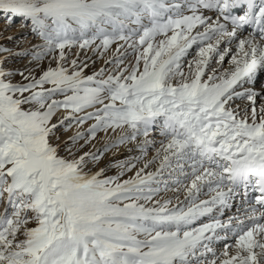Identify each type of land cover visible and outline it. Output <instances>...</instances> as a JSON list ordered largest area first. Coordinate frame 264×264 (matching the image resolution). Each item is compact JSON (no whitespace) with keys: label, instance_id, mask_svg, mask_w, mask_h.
<instances>
[{"label":"snow or ice","instance_id":"6c2138e0","mask_svg":"<svg viewBox=\"0 0 264 264\" xmlns=\"http://www.w3.org/2000/svg\"><path fill=\"white\" fill-rule=\"evenodd\" d=\"M0 19L35 41L0 47L27 58L0 56V264H264V0H0Z\"/></svg>","mask_w":264,"mask_h":264},{"label":"rangeland","instance_id":"374dc122","mask_svg":"<svg viewBox=\"0 0 264 264\" xmlns=\"http://www.w3.org/2000/svg\"><path fill=\"white\" fill-rule=\"evenodd\" d=\"M8 37H11L12 39H8ZM33 42H35L33 37L28 32H26L24 29H22L19 26V21H17L16 24H14L12 26H7L4 23V21L2 19H0V47H6V48L11 49L13 52H17V51L23 50L24 48L29 47L31 45V43H33ZM85 55L91 57V52L89 51L87 53H81L82 58ZM0 56H8V54L7 53H0ZM92 59H96V58L92 57ZM100 62L101 61L97 60V64H96L97 67L101 66L102 63H100ZM26 63H27V58L8 56V66L9 67H12V68L23 67ZM256 85H257V83H256ZM256 87H258V86H256ZM90 123H91V121L88 122V124H90ZM88 124H86L84 126V129H86L88 127ZM77 130L78 129H76L75 126L72 129H69L67 132H64L62 130V132H61L62 138L67 139L68 136H71ZM104 138L105 137H104L103 133H98L97 140L92 142V144L89 145V148H91L92 151H95L96 149L101 148ZM156 138L159 139L158 136ZM81 143H83V142L81 141ZM128 147H131V145H129ZM124 149H122V151H120V153L118 151L106 153L105 156L102 157L99 166H104L105 164H109L110 160H123L125 158L130 157V156H134V155L138 154L135 151H132V152L127 151L125 147H124ZM152 154H153L152 152L149 153L150 156ZM95 167H96L95 165L92 166L93 169H95ZM105 174L106 175H115L116 170L111 168V166L109 165V170L106 171ZM250 194L253 195V192H251ZM234 197H238V196L235 195ZM225 212H227V211H225ZM225 215H229V214H225ZM215 247L219 251L222 248V243L218 242L215 245Z\"/></svg>","mask_w":264,"mask_h":264},{"label":"bare ground","instance_id":"6f19581e","mask_svg":"<svg viewBox=\"0 0 264 264\" xmlns=\"http://www.w3.org/2000/svg\"><path fill=\"white\" fill-rule=\"evenodd\" d=\"M188 58L190 59L191 57L189 56ZM100 63H102V62H100ZM256 83H257L256 86H258V87H256L257 89H259L262 85H264V72H262V73H258V76H257V82H256ZM122 149H124V146H122L121 149H120L118 152L120 153V151H122ZM124 150H125V149H124ZM248 191H249V195H251L250 193L252 192V190L249 189ZM243 192H244V189L241 188V189L236 193V195H237L238 197H234V198L232 199V201H231V204L233 205V207H232L230 210H229V209H226L225 211H227V212H225V214H232V213L235 212V205L239 204V201H240V199L242 198V194H243ZM202 198H203V197H202ZM204 198H207V197L205 196ZM226 217H227V215H225L224 218H226Z\"/></svg>","mask_w":264,"mask_h":264}]
</instances>
